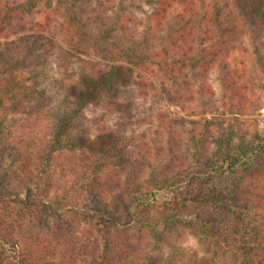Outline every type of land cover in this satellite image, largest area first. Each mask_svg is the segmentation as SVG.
<instances>
[{
    "label": "trees",
    "instance_id": "trees-1",
    "mask_svg": "<svg viewBox=\"0 0 264 264\" xmlns=\"http://www.w3.org/2000/svg\"><path fill=\"white\" fill-rule=\"evenodd\" d=\"M141 2L149 10L137 21ZM230 10L249 28L254 71L230 59ZM53 21L79 59L54 94L40 86L39 70L52 53L44 46ZM86 45L102 60L79 57ZM213 71L224 111L251 116L264 107V0H0V264L153 260L146 237L179 226L209 246V264L220 255L264 264V129L237 141L233 128L209 142L193 134V160L172 149L158 158L163 147L153 153L126 133L141 98L216 103L204 82ZM159 74L201 80L178 96L166 80L159 89ZM111 115L128 120L113 124ZM62 152L73 162L68 187L53 190Z\"/></svg>",
    "mask_w": 264,
    "mask_h": 264
},
{
    "label": "rangeland",
    "instance_id": "rangeland-1",
    "mask_svg": "<svg viewBox=\"0 0 264 264\" xmlns=\"http://www.w3.org/2000/svg\"><path fill=\"white\" fill-rule=\"evenodd\" d=\"M140 4L139 9L136 11L138 16L137 21L141 17L145 18L149 10V5L143 2ZM33 15L34 12L31 13L30 17H33ZM44 19L43 13L36 15V20L44 21ZM227 22L229 24L228 32L230 39L227 46L231 52L230 59L236 61L238 66H248L254 71L255 67L250 64L251 61L249 60L252 50L249 28L234 10L228 12ZM45 33L48 38H53V41H51L52 45H50L47 39L44 48H47L52 53L48 59L44 60L45 62L41 61L39 64V70L41 71L40 86L44 87L49 93L54 94L58 89V84L63 82L67 75L73 74L74 70L79 69V59L73 56L67 44V37L60 30L56 21H53L50 30ZM85 50H87V53L76 54L87 60H102L96 51L89 49L88 45H86ZM246 50L248 51L246 52ZM163 80L167 81L162 74H159L156 79L159 89L160 83ZM200 80L199 76L190 74L187 80L179 78L177 82L171 83L167 81L166 83H170L174 87L179 86L178 94L180 95L178 96H181L187 89V82H192L197 86ZM204 80L208 86L210 85L215 89L216 95H218V98L216 96V103H209V95H205L203 98L196 96L192 101L185 97H180L178 98V102L176 101L178 105L172 103L170 100H162L158 97L154 98L151 95L146 98H141L144 103L135 104L133 116L131 117L132 121H130L133 124L128 126V130L126 131L127 135L134 136L140 141L144 140L149 143L153 147V153L163 147L164 150L158 158L164 159V157L168 156L169 149H172L180 155L188 156L193 160L196 149V142L192 139L193 134H196V139L194 140L198 141L201 136H205L209 142L210 134H217L218 132L233 128L236 134L235 141H237L240 139H251L256 131H263L264 107L251 116L232 114L229 111H224L222 107L223 99H220L219 95L221 94V89L218 72H211ZM214 105L219 106V108L215 109L216 107ZM159 111L165 113L166 119L163 120L164 122L159 117ZM99 113L100 111L94 109L87 110L89 117L96 116ZM107 119L113 124H116L118 121L126 122L128 120L127 118L121 119V117L119 118L116 115L108 116ZM254 119L255 121H253ZM19 121L18 130L27 127L25 126L27 125V120L19 117ZM169 124H173L177 129L176 140L171 138ZM209 129L211 133H209ZM158 158L157 161H154V164L159 163ZM55 160L57 164L51 176V182L54 184L53 190L57 186H61L64 189V187H68L66 181L69 178L68 173L72 169L73 162L67 152L56 153ZM64 166L66 169L63 170ZM72 216L70 213L66 215L67 218H71ZM54 221L57 222L58 219H54ZM162 234L160 238L155 239V237L149 235L145 239L150 242L146 244L150 245L149 254H151L153 260L145 256L144 258L136 257L133 258L130 264H209V257H211L209 254V246L194 235L190 228L184 226L169 228L165 229ZM207 260L208 262H205ZM215 260L211 264H230L229 259L224 255H220Z\"/></svg>",
    "mask_w": 264,
    "mask_h": 264
}]
</instances>
